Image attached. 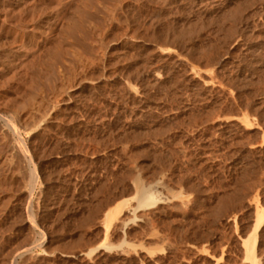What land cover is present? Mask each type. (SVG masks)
Segmentation results:
<instances>
[{
	"label": "rangeland",
	"instance_id": "rangeland-1",
	"mask_svg": "<svg viewBox=\"0 0 264 264\" xmlns=\"http://www.w3.org/2000/svg\"><path fill=\"white\" fill-rule=\"evenodd\" d=\"M0 152V264H264V0H0Z\"/></svg>",
	"mask_w": 264,
	"mask_h": 264
},
{
	"label": "bare ground",
	"instance_id": "bare-ground-1",
	"mask_svg": "<svg viewBox=\"0 0 264 264\" xmlns=\"http://www.w3.org/2000/svg\"><path fill=\"white\" fill-rule=\"evenodd\" d=\"M87 3H88V2H87ZM85 7H86V6H85ZM80 8H81V7H80ZM77 9H78V8H77ZM77 11H79V10H77ZM75 17H76V16H75ZM79 17H80V16H79ZM75 19H77V18H75ZM78 19H79V18H78ZM78 19H77V20H78ZM75 24H76V23H75ZM79 24H80V23H79ZM76 26H77V25H76ZM78 27H79V26H78ZM69 28H70V27H69ZM85 28H86V27H85ZM83 30H84V29H83ZM72 31H73V30H72ZM56 49H57V48H56ZM61 51H62V50H61ZM53 52H54V51H53ZM56 54H57V53H56ZM56 54H55V55H56ZM53 56H54V55H53ZM60 56H61V54H60ZM57 57H58V55H57ZM58 59H59V58H58ZM7 127H8V126H7ZM5 129H6V128H5ZM10 129H11V127H10ZM13 131H14V130H13ZM3 132H4V131H3ZM7 132H8V131H7ZM7 132H6V134H7ZM13 133H14V132H13ZM15 133H16V132H15ZM3 134H4V133H3ZM8 134H9V133H8ZM8 134H7V135H8ZM4 135H5V134H4ZM7 137L9 138V136H7ZM7 137H6V138H7ZM7 141H10V140H7ZM10 142H11V141H10ZM10 142H9V143H10ZM16 143H17V142H16ZM19 143H20V142H19ZM21 144H22V143H20V145H21ZM7 145H9V144H7ZM20 145H19V144H11L10 147L8 146V147L10 148L9 151H11V152H9V153L15 155L16 157H18V159L21 160L20 163H22V165H23V162L26 163V165H28V162H30V161H29V156H28V153H27L28 151L26 152V151L24 150V148H23L22 146H20ZM25 148H26V147H25ZM6 149H7V148H6ZM6 152H7V150H6ZM0 153H1V152H0ZM9 153H8V154H9ZM4 155H5V153H4ZM6 155H7V154H6ZM6 155H5V156H6ZM13 155H12V157H13ZM8 156H9V155H8ZM9 157H10V156H9ZM16 157H15V158H16ZM6 158H7V157H6ZM15 158H14V159H15ZM7 159H8V158H7ZM10 159H11V158H9V161H10ZM2 160H3V159H2ZM20 160H19V161H20ZM4 161H5V160H4ZM9 161H8V162H9ZM12 161H13V160H12ZM17 161H18V160H17ZM6 162H7V161H6ZM1 163H2V162H1ZM3 163H5V162H3ZM20 163H19V164H20ZM2 165H3V164H2ZM19 166H20V165H19ZM19 166H18V167H19ZM23 166H24V165H23ZM21 167H22V166H21ZM24 167H25V166H24ZM22 168H23V167H22ZM24 169H25V168H24ZM24 169H23V171H25V175H27V178H28V179L24 176V174H23L24 172L21 173L23 176H21V175H18V176H21L22 179H23V177H24V179H27L26 181H28V182L25 183V181H24V183H25V184H28L29 187H31V186L33 185V183H34V180H35V175H34L35 173H34V170H33V169H29V168H26L25 170H24ZM17 173H18V171H17ZM17 173H16V174H17ZM16 176H17V175H16ZM16 176H15V177H16ZM21 177H20V178H21ZM22 179H21V180H22ZM19 181H20V180H19ZM19 181H18V182H19ZM21 183H23V182H20V184H21ZM25 184H23V185H25ZM35 185H36V184H35ZM3 186H4V185H3ZM21 186H22V185H21ZM26 186H27V185H26ZM24 187H25V186H24ZM27 187H28V186H27ZM15 188H16V187H15ZM18 189H19V188H18ZM22 189H23V188H22ZM22 189H20V190H22ZM26 189H27V188H25L24 191H25ZM28 190H29V188H28ZM28 190H27V191H28ZM33 190H34V189H33ZM27 191H25V192H27ZM25 192H24V193H25ZM30 193H31V191H28V194H27V193H25V194L29 195ZM25 194H24V195H25ZM27 195H25V196H27ZM22 198H23V197H22ZM26 200H27V199H26ZM21 201H22V200H21ZM28 201H29V200H28ZM33 202H34V201H33ZM3 205H4V204H3ZM24 205H25V204H24ZM33 205H34V204H33ZM35 205H37V204H35ZM19 208H20V207H19ZM258 211H259V210H258ZM19 212H20V211H19ZM109 212H110V211H109ZM109 212H108V214H109ZM10 213H11V212H10ZM16 215H17V214H16ZM24 215H25V214H24ZM24 215H23V216H24ZM106 215H107V214H106ZM19 216H20V213H19ZM258 216H260V214H259ZM24 217H25V216H24ZM25 218H26V217H25ZM25 218H24V219H25ZM34 219H35V218H34ZM21 220H22V219H21ZM21 220H20V221H21ZM27 220H28V219H27ZM15 221H16V220H15ZM15 221H14V222H15ZM18 221H19V220H18ZM22 221H24V220H22ZM11 222H12V221H11ZM27 222H28V221H27ZM27 222H26V223H27ZM33 222H35V221H33ZM263 222H264V214L261 215V217H259L258 221L256 222V224L254 225V227H253L252 230L250 231V235H249V236L252 237V240H251V244H250L249 252H250V255H251V256H253V254H254V250H256V244H257V239H258V238L256 237V234H258L257 231L259 230V228L261 227V225L263 224ZM19 223H20V222H19ZM15 224H16V223H15ZM20 224H21V223H20ZM33 224H35V223H32V224H31V222H30V225H33ZM12 225H13V224H12ZM31 228H33V227H31ZM32 232H33V231H32ZM33 233H34V232H33ZM33 235H34V234H33ZM37 245H38V244H37ZM21 248H22V247H21ZM23 250H24V248H23ZM18 251H19V250H18ZM16 252H17V251H16ZM16 252H15V253H16ZM29 252H30V251H29ZM24 255H26V254H24ZM24 255H23V256H24ZM30 256H31V255H30Z\"/></svg>",
	"mask_w": 264,
	"mask_h": 264
},
{
	"label": "trees",
	"instance_id": "trees-1",
	"mask_svg": "<svg viewBox=\"0 0 264 264\" xmlns=\"http://www.w3.org/2000/svg\"><path fill=\"white\" fill-rule=\"evenodd\" d=\"M125 264H128V262H126Z\"/></svg>",
	"mask_w": 264,
	"mask_h": 264
}]
</instances>
